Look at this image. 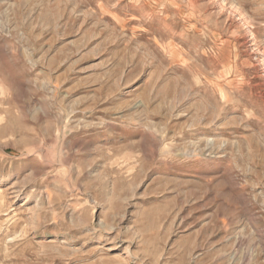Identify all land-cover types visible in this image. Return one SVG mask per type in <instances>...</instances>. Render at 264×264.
<instances>
[{
  "label": "rangeland",
  "instance_id": "rangeland-1",
  "mask_svg": "<svg viewBox=\"0 0 264 264\" xmlns=\"http://www.w3.org/2000/svg\"><path fill=\"white\" fill-rule=\"evenodd\" d=\"M0 264H264V0H0Z\"/></svg>",
  "mask_w": 264,
  "mask_h": 264
}]
</instances>
